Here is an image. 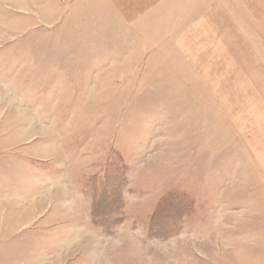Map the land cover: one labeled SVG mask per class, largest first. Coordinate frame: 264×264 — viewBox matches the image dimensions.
Instances as JSON below:
<instances>
[{"label":"rangeland","instance_id":"rangeland-1","mask_svg":"<svg viewBox=\"0 0 264 264\" xmlns=\"http://www.w3.org/2000/svg\"><path fill=\"white\" fill-rule=\"evenodd\" d=\"M19 123L7 174L72 228L5 264H264V0H0Z\"/></svg>","mask_w":264,"mask_h":264},{"label":"crops","instance_id":"crops-1","mask_svg":"<svg viewBox=\"0 0 264 264\" xmlns=\"http://www.w3.org/2000/svg\"><path fill=\"white\" fill-rule=\"evenodd\" d=\"M19 124L20 125L10 131L9 134H5V132L0 133V252L1 254L3 253L2 255L0 254V264H5V261L9 256L7 253L10 250L14 251L12 254H15L16 256L32 254L35 248L26 249L24 251L21 249L22 243H25L22 241L23 238L28 237L26 231L36 229V227L41 224L44 228L48 229L44 231L55 232L60 235L61 228L58 229L60 226L63 225L62 227L63 229L65 228V230L72 228L69 218L62 217V219H60L59 215L46 216V212L40 214L41 209L37 206L41 199L39 190L41 186L45 185L33 183L34 179L38 180L44 178L42 177L44 174L33 171L36 167H30L31 171L23 173L22 170L17 169L11 171L10 167L11 172L7 174L8 164H10L11 158H4L3 153L8 152V150L12 148L16 150L20 149L22 155L31 152L32 155L35 156V153L38 150L34 142L30 143L29 141H26L29 142L27 144L26 142H22L25 138L21 126L22 123ZM22 158L25 157L22 156ZM20 160L26 161V159ZM20 160L14 162V168L18 164H21L19 162ZM36 170L38 171V169ZM45 175H47L46 179L50 182L53 178L52 176H55L50 173ZM28 181H32V185L28 186ZM51 188H47V190ZM35 202H38L37 205H34L36 204ZM24 203L29 204L27 205L28 208L31 206L32 208L29 211H26L23 207ZM55 221H57L56 224H52ZM76 241H78V238ZM12 264H21V262L14 261Z\"/></svg>","mask_w":264,"mask_h":264}]
</instances>
